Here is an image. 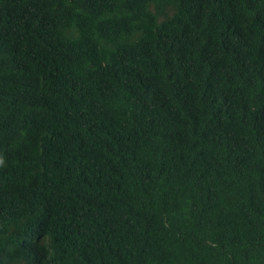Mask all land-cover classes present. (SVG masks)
<instances>
[{"label":"trees","instance_id":"16d2710c","mask_svg":"<svg viewBox=\"0 0 264 264\" xmlns=\"http://www.w3.org/2000/svg\"><path fill=\"white\" fill-rule=\"evenodd\" d=\"M0 264H264V0H0Z\"/></svg>","mask_w":264,"mask_h":264}]
</instances>
